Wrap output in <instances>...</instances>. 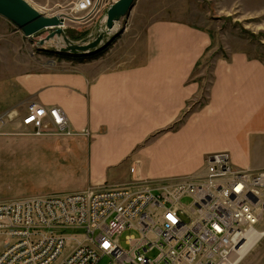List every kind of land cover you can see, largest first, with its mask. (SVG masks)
Wrapping results in <instances>:
<instances>
[{"label": "crops", "instance_id": "obj_1", "mask_svg": "<svg viewBox=\"0 0 264 264\" xmlns=\"http://www.w3.org/2000/svg\"><path fill=\"white\" fill-rule=\"evenodd\" d=\"M26 1L47 15L68 0ZM142 36L144 53L121 58L131 65L63 58L11 72L0 100L8 117L0 132V202L110 189L132 176L200 175L205 156L218 152L239 169L264 170V65L242 54L216 61L204 108L188 112L201 97L193 76L209 36L166 21L150 23ZM32 104L58 108L70 134L47 122L40 136L23 127Z\"/></svg>", "mask_w": 264, "mask_h": 264}, {"label": "built area", "instance_id": "obj_2", "mask_svg": "<svg viewBox=\"0 0 264 264\" xmlns=\"http://www.w3.org/2000/svg\"><path fill=\"white\" fill-rule=\"evenodd\" d=\"M99 3L77 0L72 12L88 17ZM46 122L70 134L58 108L32 104L21 125L40 136ZM263 220L264 170L212 153L196 176L0 202V264H237L264 238Z\"/></svg>", "mask_w": 264, "mask_h": 264}, {"label": "rangeland", "instance_id": "obj_3", "mask_svg": "<svg viewBox=\"0 0 264 264\" xmlns=\"http://www.w3.org/2000/svg\"><path fill=\"white\" fill-rule=\"evenodd\" d=\"M108 1L112 3L114 0H100L97 8ZM76 2L68 0L54 9L51 6L50 11L53 12L47 15H64L63 31L66 37L73 43H80L95 34L100 15L86 17L74 14L72 8ZM158 21L186 25L207 34L211 41L210 47L196 65L193 76L202 83L201 97L190 104L188 112L204 108L216 61L228 62L233 55L242 54L248 60L264 65V0H136L129 15L116 23L114 33H118L114 40L98 52L74 56L77 57L74 62L96 57L113 60V65L116 62L118 65H131L121 58L130 54H143L142 33L150 23ZM46 35L40 34L30 41L0 18V100L5 89L10 87L13 70L19 68L26 72L35 67L52 66L53 62H61L63 58L71 56L58 52V46L63 44L60 38L39 46L38 42L44 40ZM263 227L264 220L257 229L262 230ZM1 244L0 240V253ZM239 264H264V238Z\"/></svg>", "mask_w": 264, "mask_h": 264}, {"label": "water", "instance_id": "obj_4", "mask_svg": "<svg viewBox=\"0 0 264 264\" xmlns=\"http://www.w3.org/2000/svg\"><path fill=\"white\" fill-rule=\"evenodd\" d=\"M135 2L136 0H115L99 18L95 34L80 43H73L66 37L63 31L66 20L64 15H45L26 0H0V18L30 41L46 33L45 39L38 42L39 46L60 38L63 44L58 48V52L80 56L98 52L110 44L118 33L113 34L115 24L129 15Z\"/></svg>", "mask_w": 264, "mask_h": 264}, {"label": "bare ground", "instance_id": "obj_5", "mask_svg": "<svg viewBox=\"0 0 264 264\" xmlns=\"http://www.w3.org/2000/svg\"><path fill=\"white\" fill-rule=\"evenodd\" d=\"M116 29V24H115V28H114V30ZM113 34H114V31H113ZM58 48H59V46H58ZM261 238L259 237V238H254V239H249L248 240V243H247V246H246V248H245V250H244V252H242V254L241 255H243L244 253H245V251H248V250H250L249 252H248V254L256 247V245H258L259 244V242L263 239H261ZM260 240V241H259ZM258 241V242H257ZM248 254H246L245 255V257L248 255ZM244 257V258H245ZM244 258H242L237 264H239L242 260H244Z\"/></svg>", "mask_w": 264, "mask_h": 264}, {"label": "trees", "instance_id": "obj_6", "mask_svg": "<svg viewBox=\"0 0 264 264\" xmlns=\"http://www.w3.org/2000/svg\"><path fill=\"white\" fill-rule=\"evenodd\" d=\"M68 57H69V59H75V60L77 58V57H74V56H68Z\"/></svg>", "mask_w": 264, "mask_h": 264}]
</instances>
